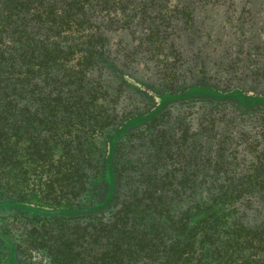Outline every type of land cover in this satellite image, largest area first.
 I'll return each instance as SVG.
<instances>
[{"label": "trees", "instance_id": "1", "mask_svg": "<svg viewBox=\"0 0 264 264\" xmlns=\"http://www.w3.org/2000/svg\"><path fill=\"white\" fill-rule=\"evenodd\" d=\"M251 2L0 0V219L48 229L17 241L0 225V264H264V194L238 193L264 178L204 195L190 180L180 194L186 180L168 135L142 187L123 191L120 163L126 137L154 127L176 102L264 111V86L238 88L254 103L246 107L213 93L237 87L189 85L207 78L203 48L216 50L213 36L219 43L227 24L256 32L251 47L238 45L234 61L218 66L236 72L249 59V74L264 79V24ZM143 71L164 88L143 83L144 109H127L128 79Z\"/></svg>", "mask_w": 264, "mask_h": 264}, {"label": "rangeland", "instance_id": "2", "mask_svg": "<svg viewBox=\"0 0 264 264\" xmlns=\"http://www.w3.org/2000/svg\"><path fill=\"white\" fill-rule=\"evenodd\" d=\"M248 5L253 6V13L256 14L255 22L259 25V28H263L264 0H256L255 3L251 2ZM238 9H240V6H238ZM217 11L223 13V8L220 7ZM217 16L223 23L222 14L219 13ZM247 20L244 21L245 24H247ZM232 23H236L234 18ZM226 29L227 33L221 36V38H224L219 43L216 42L217 40L213 36L215 41L213 45L217 47L216 50L207 45L203 48L202 55L208 66L207 78L206 75L199 74L189 81V85L205 83L208 80L209 85H217L221 89L229 84L230 87H237V89L221 93L220 91H213L212 88L210 90L221 96L222 99L226 98L227 101H235L246 107H251L254 103L252 104L249 100L236 96L240 92L238 88L244 91L252 89L259 93L264 86V79L249 74V68L252 67V64H247V69L245 67L249 59L246 61L244 58L243 61L237 62L236 67H239V69L236 72L219 67L217 61L223 58L225 59L224 63L234 61L233 56L240 52L238 45L244 44L241 47L243 50L246 46L248 47V44L251 47L250 43H252L251 40L254 37L252 36L253 38L249 39V43L248 38L256 30L252 29L251 33L241 34L240 32H234L236 31L235 28H230L228 24ZM262 36L264 38V32H262ZM213 39H210V41H213ZM242 40H244V43L241 42ZM225 51L227 52L225 53ZM145 73L144 71L141 74L130 73L132 76L128 79V83L135 86V89L126 87L127 96L125 100L127 104H125V107L127 109L130 106L136 107L138 111L144 109L143 105L148 100L143 94V83H149L157 90L164 88L160 85L156 76L152 75V78H149L148 74ZM136 133L135 137H126L120 155L122 180L126 184L123 191L126 194L127 192L130 193V190H133L135 186L141 185L142 187V177L151 170L154 164H158L160 160L155 159L154 154L159 149L158 143L163 141L167 137L166 135H168L169 141L174 143L172 149L179 153L180 175H182L183 181L186 180L185 187L178 186L177 188L180 194L191 190L188 185L192 180H195L194 191L196 190L200 195H204L206 192L227 190L233 185V187H238L243 179L250 178L252 182H257L259 178H264L263 110H245L238 105H229V103L216 105L205 102L183 104L176 102L173 107L169 108L168 114L160 119L154 127H140L138 131L136 130ZM193 145H196V148L190 155L191 149L194 148ZM173 156L175 157V155ZM194 156L197 157V160L193 159ZM207 158L208 160H206ZM220 184L223 185L222 188L217 187ZM238 193L248 194L246 196L254 195V200L258 195L264 194V183L257 182L244 185ZM247 205L250 212L254 210L253 207L257 204L253 201ZM254 214L251 212L250 216H254ZM0 225L5 230L7 229L17 241L19 239H36L38 241V239L46 237L43 233L48 230L43 222L37 220L25 221L1 218ZM38 258H40L39 254L35 253L34 258H32L33 262ZM27 262L25 260L24 263Z\"/></svg>", "mask_w": 264, "mask_h": 264}]
</instances>
